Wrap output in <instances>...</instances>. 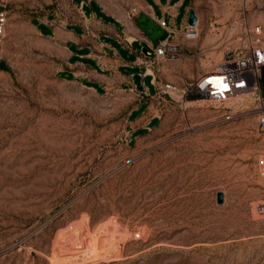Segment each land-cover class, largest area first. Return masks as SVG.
I'll list each match as a JSON object with an SVG mask.
<instances>
[{"label":"rangeland","instance_id":"1","mask_svg":"<svg viewBox=\"0 0 264 264\" xmlns=\"http://www.w3.org/2000/svg\"><path fill=\"white\" fill-rule=\"evenodd\" d=\"M77 1L10 2L0 264H264V128L255 96L189 99L185 109L175 93H163L166 83L181 87L199 76L194 49L154 63L155 96L64 79L60 44L34 23L72 21L81 14ZM93 1L117 22L140 3ZM215 1L230 12L210 21L243 13L242 0ZM249 9L264 24V0ZM148 29L156 41L166 34L154 23Z\"/></svg>","mask_w":264,"mask_h":264},{"label":"crops","instance_id":"2","mask_svg":"<svg viewBox=\"0 0 264 264\" xmlns=\"http://www.w3.org/2000/svg\"><path fill=\"white\" fill-rule=\"evenodd\" d=\"M77 6L81 14L72 21L58 22L52 18L34 23L42 34L60 44V75L96 90L127 87L137 95L150 96L157 95V86L147 69L144 48L170 42L180 52L179 56L189 58L186 50L191 51L196 46L205 48L212 41L208 22L214 18L223 19L230 12L228 5L215 0H140L131 19L117 22L105 17L107 12L98 1L79 0ZM191 9L198 15V39L184 33ZM161 20H166L167 25L162 26ZM150 23L162 27L165 36L158 41L150 36ZM135 73L142 74L144 91L138 89ZM147 77H150L153 90L145 81ZM144 103L141 101L136 109L142 108ZM155 120V114L146 116L142 127H148Z\"/></svg>","mask_w":264,"mask_h":264},{"label":"built area","instance_id":"3","mask_svg":"<svg viewBox=\"0 0 264 264\" xmlns=\"http://www.w3.org/2000/svg\"><path fill=\"white\" fill-rule=\"evenodd\" d=\"M11 0H0V84L2 81L3 43L7 32ZM251 0H242V15L239 18L221 22L212 20L208 24V33L213 37L205 47H194L195 55L202 64V71L195 81L178 87L166 83L161 91L175 98L174 93L187 109L188 100L209 99L224 103L238 95L252 94L258 101V123L264 128V92L261 73L264 68V24L255 22L249 13ZM162 26L167 25L161 20ZM184 33L187 37L198 39V24H186ZM214 36L217 37L213 41ZM178 52L170 42L147 48V69L162 58L177 57ZM206 64L209 67H204ZM215 65V67H210ZM155 78L154 71L150 72ZM190 100V101H191ZM264 171V162L261 166ZM264 212V205L260 206Z\"/></svg>","mask_w":264,"mask_h":264},{"label":"water","instance_id":"4","mask_svg":"<svg viewBox=\"0 0 264 264\" xmlns=\"http://www.w3.org/2000/svg\"><path fill=\"white\" fill-rule=\"evenodd\" d=\"M188 24L193 25V26L198 24V15L196 14L194 9L190 10V13L188 16ZM144 51L145 52L147 51L146 47L144 48ZM134 81L137 84L138 89L141 91H144V85L142 83V74L141 73H135L134 74ZM222 201H223V196L220 195L219 196V202H222Z\"/></svg>","mask_w":264,"mask_h":264},{"label":"trees","instance_id":"5","mask_svg":"<svg viewBox=\"0 0 264 264\" xmlns=\"http://www.w3.org/2000/svg\"><path fill=\"white\" fill-rule=\"evenodd\" d=\"M1 65H2V68H6L7 67L6 64L3 61L1 63ZM263 70H264V68H263ZM261 84H262V88L264 89V72H263V75L261 77Z\"/></svg>","mask_w":264,"mask_h":264},{"label":"bare ground","instance_id":"6","mask_svg":"<svg viewBox=\"0 0 264 264\" xmlns=\"http://www.w3.org/2000/svg\"><path fill=\"white\" fill-rule=\"evenodd\" d=\"M149 71L150 72H153V69L152 68H149ZM238 96H240V95H238ZM237 97V96H236ZM83 256H84V254H83ZM80 258H82V257H80ZM84 258V257H83Z\"/></svg>","mask_w":264,"mask_h":264}]
</instances>
